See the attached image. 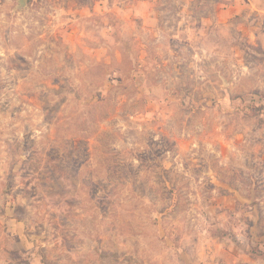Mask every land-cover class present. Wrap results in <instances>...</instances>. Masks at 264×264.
<instances>
[{
	"label": "rangeland",
	"instance_id": "374dc122",
	"mask_svg": "<svg viewBox=\"0 0 264 264\" xmlns=\"http://www.w3.org/2000/svg\"><path fill=\"white\" fill-rule=\"evenodd\" d=\"M219 1L0 0V264L264 257L263 18Z\"/></svg>",
	"mask_w": 264,
	"mask_h": 264
},
{
	"label": "crops",
	"instance_id": "0c3cea01",
	"mask_svg": "<svg viewBox=\"0 0 264 264\" xmlns=\"http://www.w3.org/2000/svg\"><path fill=\"white\" fill-rule=\"evenodd\" d=\"M131 13L135 17L146 18L148 16V8L146 2L135 3L131 7ZM215 17L220 23L231 22L237 17L250 18L254 16H261L262 21H258V28L264 30V0H220L219 4L216 7ZM262 37V35H260ZM259 249L264 251V243L259 242ZM256 246V247H257ZM252 256V257H251ZM246 257H249L246 258ZM235 264V262H233ZM238 264H264V257H260L251 253L248 255L246 252H243V257H240L237 260ZM210 264H231L229 261H219L213 260Z\"/></svg>",
	"mask_w": 264,
	"mask_h": 264
}]
</instances>
